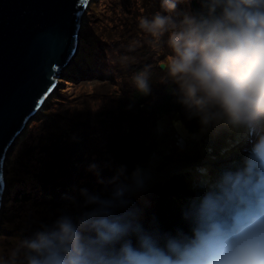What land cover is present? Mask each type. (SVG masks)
I'll list each match as a JSON object with an SVG mask.
<instances>
[{
	"label": "clouds",
	"instance_id": "obj_1",
	"mask_svg": "<svg viewBox=\"0 0 264 264\" xmlns=\"http://www.w3.org/2000/svg\"><path fill=\"white\" fill-rule=\"evenodd\" d=\"M159 5L139 25L157 46L167 34L164 81L183 115L171 113L156 131L170 118L180 150L209 141V162L192 171L181 222L166 228L145 218L156 157L132 167L105 161L108 176L91 160L86 170L101 187L73 185L55 208L23 210L16 222L30 234L6 245L0 234V264H264V0ZM133 84L143 96L153 91L147 70ZM219 156L226 162L211 163Z\"/></svg>",
	"mask_w": 264,
	"mask_h": 264
},
{
	"label": "rangeland",
	"instance_id": "obj_2",
	"mask_svg": "<svg viewBox=\"0 0 264 264\" xmlns=\"http://www.w3.org/2000/svg\"><path fill=\"white\" fill-rule=\"evenodd\" d=\"M152 0H89L85 7L78 29V50L72 61L62 67L60 76L54 87L48 101L44 103V108L40 109L37 114L32 116L24 133L15 140L11 145L9 156L4 159L3 176L6 177L7 187L3 201L2 210L0 213V234L5 239L2 243L10 244L14 237L26 236L28 230H22L20 223H17V217L21 215L23 209L18 214L11 208L13 198L20 196L22 187L24 191L41 192L42 185L38 182H48L45 177H52V182H66L73 179V174L68 175V168L61 167V163L57 161V155L52 147L46 143L48 136L47 128H44V123L49 121L52 114L61 105L65 104L62 109L74 107L75 111L88 112L90 115L95 114L99 110L101 104L100 98L96 97L94 86H101L102 90L110 89L113 86L121 87L131 83V67L132 59L140 57V52L135 51L132 46L134 39L138 37L146 50H150L153 57L156 54H161L162 59L159 63H164L167 60L165 54L169 49L166 41L167 34L157 46L154 41H150L152 36L144 31L139 25V17L143 15H151L160 8L158 4L151 3ZM117 15L122 16L124 21L128 22L125 28L124 37L113 36L108 39L106 49H103V44L96 34L97 30L103 27H113L117 31L121 30V26L113 23L111 18H116ZM95 22V24H94ZM115 24V25H114ZM123 27V26H122ZM129 38V41L127 39ZM142 47V46H141ZM141 47L139 51L141 50ZM158 47L160 49H158ZM162 47L164 49H162ZM130 50L132 54H130ZM150 55V54H149ZM148 55V56H149ZM158 62V61H157ZM155 62V63H157ZM160 66V64H159ZM165 68V67H164ZM105 80V81H103ZM86 93L90 96L89 101H85ZM173 112L180 114L175 109ZM170 117V114H165L162 117H154L156 125L165 123V118ZM153 117L150 118L148 124L151 125ZM146 119H144L145 121ZM139 123V122H134ZM168 126L165 131L153 133L155 137L154 146L140 161L147 163L154 153H162L165 148H169L176 143L174 129L170 125V118L167 121ZM41 135V137H39ZM70 138L78 143V146L83 148L82 141L73 139L74 133H68ZM76 136V135H75ZM147 140L150 137L146 138ZM209 141L201 139L190 143L184 150H193L195 148L208 149ZM192 148V149H191ZM29 150L27 154L26 151ZM142 151V148H140ZM163 150V151H162ZM82 151V150H81ZM81 153V152H80ZM26 157H28L26 159ZM41 158V161L39 159ZM52 162L54 168L52 172L44 173L49 168V163ZM117 164H120L118 162ZM136 163L133 164V166ZM132 167V166H131ZM106 173L112 174L113 168L106 167ZM50 170V169H49ZM179 173V172H178ZM186 174L174 177L172 184L164 185L166 182H160L157 185L156 196H160L164 192H174L171 187L178 192V200L183 203L187 200L184 194H180L177 190L185 181ZM168 180V179H167ZM179 182V183H178ZM169 185L171 187H169ZM52 188V184H50ZM169 189H166V188ZM146 197L150 204L145 208V218L151 219L155 216L154 204L155 197L146 192ZM18 204L19 202H15ZM22 208L24 205H21Z\"/></svg>",
	"mask_w": 264,
	"mask_h": 264
},
{
	"label": "trees",
	"instance_id": "obj_3",
	"mask_svg": "<svg viewBox=\"0 0 264 264\" xmlns=\"http://www.w3.org/2000/svg\"><path fill=\"white\" fill-rule=\"evenodd\" d=\"M151 3L158 4V0H152ZM111 21L119 24L122 29L117 31L113 27L105 26L96 31L104 50L110 37L126 36L124 32L128 22H125L120 15L116 18L112 17ZM127 39L129 41L128 37ZM150 41L152 42L153 38ZM132 48L140 52V57L130 62L131 83L121 87L113 86L106 90H102L101 86H94V89H97L95 98L98 97L101 101L98 112L90 115L85 111H75L74 107L62 109L65 105L63 104L56 109L51 119L44 123V128L49 130L46 143L58 154L56 162L61 163L63 168L67 167L68 175L73 174V179L66 182H52V177H45L44 179L48 182L37 183L42 185L41 192L24 191L25 188L22 187L20 196L13 198V204H11L15 214L29 207L37 211L55 208L62 203V194L69 191L73 185L85 184L90 188H100L101 185L97 184L95 175L86 170L88 162L99 161L102 165V174L105 176L111 175L103 169L107 167L103 166L105 161H110L112 165H117L118 162L126 163L131 167L134 163L140 162L154 146V117L159 118L165 114H171L174 109L180 113L179 115H183L179 110V105L173 102V96L169 90L171 82L164 81L167 70L159 67L162 55L156 54L157 57H153L152 52L146 50L138 37L134 39ZM170 51L169 48L165 55L168 56ZM130 54H132L131 50ZM139 70L150 72V79L154 85L152 93L148 96L141 95L134 87L133 75ZM84 100H90L88 93ZM151 117L154 119L149 125L148 121ZM188 124L189 127H195L194 121ZM69 132L74 133L78 140L82 141L84 149H81V146L70 138ZM147 137L150 139L147 140ZM46 172L52 171L47 167V171L44 170V173ZM17 201L18 204L15 203ZM21 205L24 207L22 208ZM180 208L176 206L170 209L167 206L158 205L155 211L161 223L170 225L175 218L177 222H174V225H176L181 222L180 215L176 214L180 212ZM29 234L28 231L27 235Z\"/></svg>",
	"mask_w": 264,
	"mask_h": 264
},
{
	"label": "water",
	"instance_id": "obj_4",
	"mask_svg": "<svg viewBox=\"0 0 264 264\" xmlns=\"http://www.w3.org/2000/svg\"><path fill=\"white\" fill-rule=\"evenodd\" d=\"M88 1L0 0V164L3 165L0 197L3 201L7 187L4 159L9 156L15 137L48 101L62 67L77 53L78 29ZM160 67L164 68V63ZM53 168L50 162V171ZM172 197L177 199L176 195Z\"/></svg>",
	"mask_w": 264,
	"mask_h": 264
},
{
	"label": "bare ground",
	"instance_id": "obj_5",
	"mask_svg": "<svg viewBox=\"0 0 264 264\" xmlns=\"http://www.w3.org/2000/svg\"><path fill=\"white\" fill-rule=\"evenodd\" d=\"M42 108L44 107H41L40 109ZM25 128L26 127H24L22 131L15 137V140H17V138H19L24 133ZM224 143L225 141L223 138L216 140L213 143V150L219 153L220 147ZM238 155H239V146H237V148L234 149L232 152L233 157L238 156ZM154 157L157 158L156 164H155L157 180L153 184V186L147 191L149 194H151L152 197L155 196L157 185L160 184V182H166L164 185H168L169 182L167 179H169L172 174L178 173V172H188L182 186H180L177 190L179 191L180 194H184L186 197H189L191 195V191L188 187V184L190 181L192 171L194 170L197 164L209 162L208 161V157H209L208 149H203L199 147L193 150H188V149L180 150L176 143L172 144V146L169 148L164 147V151L160 154L154 153L151 159H153ZM168 159H170L171 162H167ZM225 162H226V157L224 156H219L218 159H216L215 161H211V163H213L216 166H220ZM169 187L171 186L169 185ZM173 190H175V188ZM176 198L178 200L179 195H176ZM178 201L182 202L180 200Z\"/></svg>",
	"mask_w": 264,
	"mask_h": 264
},
{
	"label": "snow or ice",
	"instance_id": "obj_6",
	"mask_svg": "<svg viewBox=\"0 0 264 264\" xmlns=\"http://www.w3.org/2000/svg\"><path fill=\"white\" fill-rule=\"evenodd\" d=\"M81 3H86V0H81ZM53 67H55V66H53Z\"/></svg>",
	"mask_w": 264,
	"mask_h": 264
}]
</instances>
